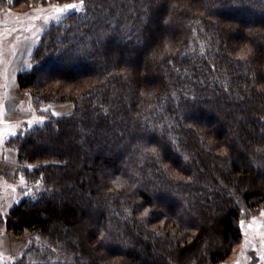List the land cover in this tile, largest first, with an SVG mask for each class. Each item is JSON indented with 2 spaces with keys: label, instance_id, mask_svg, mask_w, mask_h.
Here are the masks:
<instances>
[{
  "label": "trees",
  "instance_id": "trees-1",
  "mask_svg": "<svg viewBox=\"0 0 264 264\" xmlns=\"http://www.w3.org/2000/svg\"><path fill=\"white\" fill-rule=\"evenodd\" d=\"M17 82L39 112L75 108L8 141L40 187L6 227L43 239L9 264L228 258L264 202V0H84Z\"/></svg>",
  "mask_w": 264,
  "mask_h": 264
},
{
  "label": "rangeland",
  "instance_id": "rangeland-1",
  "mask_svg": "<svg viewBox=\"0 0 264 264\" xmlns=\"http://www.w3.org/2000/svg\"><path fill=\"white\" fill-rule=\"evenodd\" d=\"M68 4H76L79 6L80 1L60 2L57 0H37L27 5L0 7V61L6 62L11 57L13 60L19 45L20 49L18 55L12 62V70L16 71L17 67L23 68L25 66H30L32 64L34 49L40 42L42 32L47 26L53 22H57L54 18L59 15L62 20L71 11L81 8L80 6L77 9H70L68 13H57V8H63ZM14 97V99H17L19 96L14 95ZM22 100L21 107L27 109L23 112V115L28 116L24 118L23 123L19 125L22 132L26 130L25 128L28 123H41L49 117L50 113H60L58 115H63L73 112L75 108L73 102L52 104L40 107L44 112L42 113L33 105L32 98L28 93ZM15 116L19 115L15 114ZM16 126L18 127V123L16 124L14 121L10 129H16ZM16 164L18 168L20 166L18 158ZM17 168L15 169V178H13V181L19 183L18 186L20 189L14 190L12 187L3 190V188H0L2 193H6V195L10 194L15 199V203L19 201L22 196L31 195L32 191L35 190L36 186L39 184V182H35L33 183L35 186L34 189L27 190L26 187L30 183L24 175L17 176ZM259 177L260 180L264 182V177ZM37 187H40V185ZM239 224L242 230V237L240 241L233 246L232 252L228 258L219 264H264V202L260 203L257 208L252 209L243 206ZM19 237H22V243H19L18 248L13 250L15 253L7 255L6 257L0 255V264H9L10 261L17 258L20 254L18 253L19 249L22 246L26 247L29 245V242L39 244L43 241L35 232H29Z\"/></svg>",
  "mask_w": 264,
  "mask_h": 264
},
{
  "label": "crops",
  "instance_id": "crops-1",
  "mask_svg": "<svg viewBox=\"0 0 264 264\" xmlns=\"http://www.w3.org/2000/svg\"><path fill=\"white\" fill-rule=\"evenodd\" d=\"M19 49L20 47L18 45V50L14 59L18 55ZM13 60L11 57L6 62L0 61V188H3V190L12 187L14 190L20 189L18 186L19 183L13 181V178H15V169L18 166L16 164L18 153L8 144V141L11 136L22 132L19 125L23 123L24 118L28 117L27 115H23V112L27 109L21 107L22 98L25 97L27 93L20 89L17 82V74L29 66L23 68L17 67L16 71H13ZM14 95L19 97L14 99L16 98ZM15 114L19 116H15ZM54 114L58 115L60 113ZM14 121L16 124L18 123V127L16 126V129L13 128L12 130L10 127ZM14 203L15 199L10 194L6 195V193L0 191V255L3 257L14 254L15 252H13V250L18 248L19 243H22V237L20 238L12 234L4 223V219L8 217V213ZM24 247L25 246H22L18 253H20Z\"/></svg>",
  "mask_w": 264,
  "mask_h": 264
},
{
  "label": "snow or ice",
  "instance_id": "snow-or-ice-1",
  "mask_svg": "<svg viewBox=\"0 0 264 264\" xmlns=\"http://www.w3.org/2000/svg\"><path fill=\"white\" fill-rule=\"evenodd\" d=\"M84 4V0H80V5H76V4H68L65 5L63 8H57L56 11L57 13H68V11L70 9H77L78 7L82 6ZM55 21L59 22L61 21V17L58 15L55 18Z\"/></svg>",
  "mask_w": 264,
  "mask_h": 264
}]
</instances>
